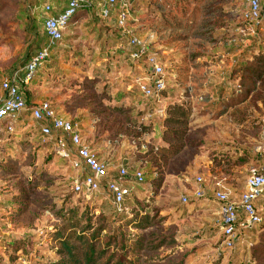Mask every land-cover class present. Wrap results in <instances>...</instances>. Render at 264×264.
Masks as SVG:
<instances>
[{
	"label": "rangeland",
	"instance_id": "1",
	"mask_svg": "<svg viewBox=\"0 0 264 264\" xmlns=\"http://www.w3.org/2000/svg\"><path fill=\"white\" fill-rule=\"evenodd\" d=\"M161 2V0H136L134 4L140 13L134 19L135 22L131 23L130 29L133 35L145 41L151 47V51L162 58L161 61L169 80H167V88L174 90L177 87L172 86L170 82L175 77L171 74L173 68L171 51L160 46V44L166 43L170 32L159 29L156 21L158 20V12L153 11L150 4L157 5ZM24 3L25 0H0V99L4 93L2 90L3 80L10 78L20 69L26 49L34 43L36 38L34 34L30 37L27 36L26 24L18 18V12ZM50 3L58 8L61 5V0ZM230 4L233 7L246 6L245 8H247L248 6L247 0H232ZM98 11L97 7L84 8L73 19L65 32L64 41L59 44L60 51L69 50V55L66 56L67 62L64 61L65 56L62 57L63 54H60V58L55 60L57 63H54L53 68L44 74L40 83L42 84L39 90L42 94L40 100L50 102L60 114L61 106L65 104L63 110L69 112L70 119L85 118L77 117L79 116L77 111L80 110V114L81 110L84 111L86 108L87 112L84 111L83 114L92 116L89 132L97 133L98 136L103 134L108 136L107 133L110 135L111 131L117 130L118 134H122L118 138L127 142L126 146H135L136 148L134 147L133 150H137L139 145L133 144L128 136V133L133 131H130L126 118L138 111L142 112V109H148L149 105H147L148 100L146 98L149 97L136 96L133 101L136 103L126 99L124 104L127 107L122 113H119L112 107L115 104L114 101H109L108 105L102 104L95 94L98 89L99 92L104 89L102 87L104 84L114 81L117 76V85L112 88L113 92L111 90V94L114 96L116 90L119 89L118 83L122 82L123 84L127 78H133L134 69L147 73L148 67L144 64L146 62L144 59L139 65L130 62L131 68L129 70L119 69L116 66H122L121 62L115 59V61L109 62L115 69L111 74L107 72V75L99 76L93 73L95 68L103 71L109 68L105 65L108 64V58L105 57L107 59L105 62L98 59V55L100 57H103L104 53L106 55L101 43L98 42L99 27L103 24ZM44 16L41 14L35 18L42 31H44ZM242 18L239 16L236 18L238 24L248 22ZM247 26H250V23ZM242 32L252 35L254 34V27L252 31H250V27L243 28ZM228 34L232 36L234 32L229 31ZM224 45L225 42L220 41L215 46H208L210 52H215V55L207 60L201 59L204 66L194 71V75L197 77H204V84L202 85L204 87L198 89V95L195 96L196 103L198 102L197 115L191 124L188 145L177 156L170 159L166 165L169 167L166 169L172 176L171 178H174V182L170 179L167 181L169 185H165L163 188H155L151 183V178L146 175V181L142 185L136 184V187L139 188L140 197H138L139 201L135 210L139 209L141 212L139 216L148 215L149 219L144 221L138 218L130 224L125 219L123 222H117L114 219L110 223V228L119 224L138 240L143 239L142 249L139 248L132 253V256L137 261L140 260L141 264H264V218L261 224L252 227L244 225L243 222L240 223L233 246L226 247L225 237L219 228L220 220L216 221L215 213H209L210 219L205 220L203 216L207 213H203L200 200H192L188 204L181 201L183 196H192V187L189 185L197 187L196 179L200 176L205 179L204 184L215 178V191L226 190L234 193V190H241V186L247 178L249 166L240 165L238 170L236 167L232 169L224 167L220 160L221 158L227 159L225 156H221V152L225 147L234 148L238 147L239 144H244L254 152L255 147L258 149L262 142L264 82L258 83V91L252 93L247 102L230 108L225 115L217 113V110L208 112L206 109L209 102L216 100V98L215 100L210 98L213 84L221 79L224 71L232 67L231 56L224 55L223 51L218 52V50L213 49ZM178 46L180 51L186 50L183 48V43L178 44ZM259 46L258 52L260 53L262 50L264 52V38ZM79 49L84 55L77 59L81 64L78 69H75L78 70L75 71V79L68 85H64L61 79L54 75V68L61 70L62 67L67 71L73 70L71 66L74 62V52L79 51ZM92 55L93 59H91ZM128 71L130 72L129 75H127ZM139 75L128 83L130 89ZM196 76L194 77L196 78ZM95 80L98 82L94 83ZM75 81L81 83V87H75ZM182 88L181 90H184V87ZM21 90L24 92L23 88ZM200 96L203 97L202 100H199ZM166 103V99L161 98L153 111L145 116L144 123L148 126V132L145 131L141 137L148 134L147 140L146 138L142 139L146 144H152L153 140L159 137V133L155 135V128L158 132L162 129L160 120H162L165 111L159 110H162L160 105L166 107ZM215 105L220 108L218 102ZM27 117L28 122H36L30 115ZM14 130L16 129L14 128ZM0 142L1 149L3 145L7 144L5 136L0 138ZM14 142L18 146V155L15 156L18 163L12 162L9 158L5 159L6 164L10 166V173L0 172V204L7 198L13 199L15 202L7 210L0 205L1 220L6 222V225L0 226V264L7 261L13 252L12 248H4V241L20 238H26L34 247V251L27 260L29 264H50L58 259V255L54 252L55 245L52 234L61 228L66 229V232H71L70 224L74 220L72 219L74 212L82 214L87 208L91 214L99 215L100 209L93 201L95 195L74 191L73 178L66 167L61 168V164L53 154L54 152L46 154L45 151H38L35 147L36 144L22 148L17 139ZM208 160H212L209 165ZM129 167L132 168L131 165ZM40 168H44L41 176L37 174ZM143 171L147 173L148 167L145 166ZM208 173L211 174L209 177ZM229 174L234 175L235 182L238 184L230 189L218 180L224 181L225 175ZM177 181L179 184H176ZM29 182H36V184L40 182L33 194L29 192ZM257 208L264 216V201L257 202ZM112 210L110 208V211ZM139 224H143V228L137 227L142 226ZM205 226H208L207 231L204 230ZM1 236H4L5 239ZM132 236L130 237L132 238Z\"/></svg>",
	"mask_w": 264,
	"mask_h": 264
},
{
	"label": "trees",
	"instance_id": "2",
	"mask_svg": "<svg viewBox=\"0 0 264 264\" xmlns=\"http://www.w3.org/2000/svg\"><path fill=\"white\" fill-rule=\"evenodd\" d=\"M49 1L53 2L60 0H25V3L20 7L18 12L19 20L26 24L27 36L30 37L32 34L36 35V38L33 41L34 43L26 49L24 53L20 69L15 73L18 76L19 82L24 81L26 77L25 66L27 63L36 54L49 46V38L45 29L42 31L40 25H37V22L35 21V18L44 14V25L45 17L49 14L53 15V5ZM161 1L162 2L157 5L150 4L153 11L158 12V20L156 21L158 22L159 29H161V31L167 30L170 32L166 43L162 45L160 44V46L171 51L170 56L173 64L171 74L175 75V77L174 80H170V82L172 86L177 88L170 90L166 86L159 95L163 99H168L165 108V116L162 118L163 130L161 133V139L163 144H157L156 142L148 144L144 153L139 154L140 158L150 160L153 163V167L156 166L154 171L151 169L149 174H145L150 177L154 176L153 179L151 178V183L155 188L162 186L164 181L163 173L169 160L177 156L184 147L188 145V135L191 118L194 112V104L191 100H186L182 98V96H197V90L204 84L203 76L197 77L196 75L190 74L189 71L190 67L196 70L204 66V64L197 62L198 59L207 60L215 55V52H210L208 46H215L220 41H224V46L215 47L213 49H215V51H223L224 55L232 57V67L226 72V85L220 87L219 90L218 99L220 108H218V113H227L230 107L246 101L252 93L258 91V83L264 82V52L263 50L260 53L258 52V49L260 48L259 44L264 38V0H261L260 3L261 6L258 20L256 22H249L250 26L252 28L254 27V34L249 35L236 32L240 26L245 28L249 27L247 26V24H249L248 22H243L241 24L230 26L235 33L229 37V41L224 40L226 38L224 36L225 34L218 35V30L226 28L231 24L236 17L242 14V11L246 6L233 7L230 4L232 0ZM46 5H49L52 8L49 12L45 9ZM232 9H237V11H232ZM139 11L140 10L136 8V5L133 2V5L129 10V26L131 23L135 22L134 19L139 15ZM118 17V5H114L110 8L107 17L101 16L103 24L99 27L100 37L98 38V42L101 43L102 49L106 52V55L105 53L103 54V57L98 55V59L105 62L107 61L106 58H108V64L105 65L109 68L104 71L98 68L93 69V73L96 75H107V72L111 74L114 66L109 64V62L115 61V59H118L122 65L116 66V68H124V70H129V68H131L130 62L137 65V63L144 60L132 59L131 54L133 50H135V47L132 46L130 42L131 35L123 33L119 27ZM103 33H105V36H103ZM64 38L65 37L49 47V58L45 61L44 66L34 75L31 80L32 82L36 83L41 80L44 74H47V72L57 63L55 60L60 58V54H63L62 57L65 56L64 61L67 62L66 56L69 53V50L60 51L59 48V44L64 41ZM180 43H183V48H186V50L182 49V51H180L178 49V44ZM150 52L151 51L148 50L147 54ZM82 55L84 54L80 49L79 51L74 52V62L71 66L73 70L67 71L62 67L61 70L54 68V75L61 79V82L64 85H68V83H71V81L75 79V71H78L75 69H78L81 64L77 59ZM93 58L92 55L91 59ZM160 59L162 58L160 57ZM134 70L133 78H127V81H125L126 84L140 74L139 70ZM194 76H196V78ZM116 80H118L117 76L114 81L104 84L102 86L104 88H102L103 90L99 92L98 89L95 96L102 104L108 103L109 101H115L116 103L112 106L114 107L113 109L122 113L127 106L121 105V100L126 97L135 99L136 96L140 97L143 93L139 86L134 83L132 88L127 91L123 87L122 89H120L121 87H118V92L116 91L115 95L112 96V84L116 83ZM97 82V80L94 81V83ZM78 83L79 82L75 81L74 86L81 87V83ZM192 83H194V85H192ZM182 87H184V90H181L183 89ZM227 92H229V97L225 99L223 95ZM23 93L24 95L28 94L26 90H24ZM157 97L158 96L146 98L148 100L147 105H149V108L142 109V112L138 111L136 114L126 118L130 131H133L129 132L128 136L131 141H135L136 145H139L137 149H140L142 143H144L142 140L144 137L141 136L145 131L148 132V126L144 123V119L145 116L150 114L153 111V108H155L156 103L158 102ZM139 101L141 100L139 99ZM11 121H9V119L7 121H0V138L5 136L7 143L0 149V160H2L0 162V172L10 173V166L6 164L7 162L5 159L10 158L12 162L18 163L17 158L10 152L13 150L17 151L18 149V146L14 142L15 139L18 140L20 147L25 148L26 146H30L33 141L41 142L45 138L42 133L33 137V135H30L33 134V131L30 133H27L28 130L24 132L21 131L22 127L20 125V119ZM35 121L34 127L30 128L32 130H37L38 128H41V126L50 123L46 119ZM139 127L140 129H137ZM14 128L16 130H14ZM54 133L56 134V132ZM256 155L257 157L255 159L259 160L257 152ZM127 167L129 169V175L123 179H133L137 185H142L143 183L137 182L134 176H132V173L137 169L130 168L129 166ZM42 173L43 168H40V171L37 172V174L41 176ZM111 179L112 177L109 178V180ZM29 183V192L30 194H33L35 188L40 185V182H37V184L36 182ZM29 192L27 191L28 194ZM138 193V187L133 188V190L131 188V192L125 201V206L129 207L128 211L119 212L114 204L103 203L98 207L100 209L99 215L91 214L88 212L87 208L82 214L74 212V217L72 218L74 220L70 224L71 232H66V229L61 228V230L57 229L52 234L55 245L54 252L58 255V259L52 261L50 264H141L140 260L137 261L132 256V253L139 248L142 249L144 243L143 239L138 240L137 237L135 238L132 234L126 232L124 227L119 224L111 226L110 228V223L114 219H116L117 222H123L125 219L129 224L138 218H141L144 221L149 219L148 215L144 217L139 216L141 215L139 209L135 210L139 201L138 197H140ZM13 204H15L14 200L7 198L0 205L7 210L9 209V206ZM110 208L113 210L110 211ZM1 219L2 218L0 217V226L6 225V222ZM94 219L96 220L95 222ZM82 222L84 223L82 224ZM139 225L142 226L137 227L143 228V224ZM130 236H132V238ZM1 238L5 239L4 236H1ZM130 240L132 241L131 243ZM3 244L4 248L13 249V252L11 253L12 255L7 261L3 262V264H29L27 260L34 251V247H32L31 243L26 240V238L14 240L6 239V242L4 241Z\"/></svg>",
	"mask_w": 264,
	"mask_h": 264
},
{
	"label": "built area",
	"instance_id": "3",
	"mask_svg": "<svg viewBox=\"0 0 264 264\" xmlns=\"http://www.w3.org/2000/svg\"><path fill=\"white\" fill-rule=\"evenodd\" d=\"M136 0H68L67 8L58 15H47L44 20V29L49 38V46L36 54L25 66L26 77L24 82H31L34 75L44 66L49 58V47L61 40L66 30L70 27L73 19L84 8L97 7L100 16L107 17L110 8L119 6L118 25L125 34L131 35V44L135 47L131 57L133 60L145 59L148 67L147 73H142L136 78L135 83L139 86L144 97L158 96L167 86V74L163 63L157 53L151 51V47L141 38L133 35L128 24L129 10ZM261 0H247V8L243 11V20L256 22L260 14ZM47 12L52 8L45 6ZM151 52L147 54V51ZM147 54V55H146ZM212 72V71H211ZM17 74L6 78L2 82L4 97L0 102V121L6 118H13L20 112L29 111L35 120L46 119L50 123L42 126V134L47 137H54L59 151L63 156L69 157L66 150L68 140L76 147L78 158L71 159L72 166L80 174L74 179V191L76 193H87L90 195L102 192L103 178H108L105 191L111 197L113 204L119 212L125 211V201L131 192V188L122 184L117 179L109 180V169L105 162L99 159L98 155L90 148L82 135V130L78 122L61 116L48 101H41L35 105H29L18 82ZM203 97L200 96L199 100ZM56 132V134L54 133ZM261 145L256 150L259 160L249 168L246 178L245 189L238 201L232 199L229 191L216 190L214 199L218 203V215L220 228L225 237L226 247L234 244L235 236L239 232L240 223L252 227L263 222V214L257 208V201L264 196V121L261 131ZM129 175L127 166L119 169V177L125 178ZM139 183L146 181L143 170H135L132 173ZM197 188L192 196H183L181 201L185 204L192 199H202L205 197V179L203 176L197 179ZM244 213L241 219L239 211Z\"/></svg>",
	"mask_w": 264,
	"mask_h": 264
},
{
	"label": "crops",
	"instance_id": "4",
	"mask_svg": "<svg viewBox=\"0 0 264 264\" xmlns=\"http://www.w3.org/2000/svg\"><path fill=\"white\" fill-rule=\"evenodd\" d=\"M67 6H68V0H62L60 7L55 8L53 6V9H54L53 10V15H58L59 13L63 12L67 8ZM232 11H237V9L236 10L232 9ZM243 11H242V13H243ZM241 15L239 17H242ZM236 18H238V17H236ZM236 24H238L237 19H235L226 28L219 29L218 30V35L225 34L224 36L226 38L224 40L229 41L230 40L229 39L230 36L228 34L229 31L235 33V31L230 26H234ZM242 27L243 26H240L236 30V32L241 33V34H245L246 32L245 33L242 32V29L245 28V27H243V28ZM249 27H250V31H252V27L251 26H249ZM218 52H219V50H218ZM204 60H206V59H204ZM201 61H202L201 59L197 60V62L203 63ZM140 62H142V61H140ZM137 64L139 65V63H137ZM144 64L146 65L147 63L144 62ZM200 68H202V67H200ZM196 70H198V69H196ZM196 70H194L192 67H190V71L189 72H190V74L194 75V71H196ZM139 72H140V75L143 73V71H139ZM226 72H227V70L224 71V74L221 77V79L216 81L215 84H213V86H212V95L210 96V98L211 99L214 98V100L216 98V100L215 101H213V100L211 101L210 100L211 102H209V104H207L208 106H207L206 109H207L208 112H214L215 110H217V113H218V107L215 105V103L216 102L219 103V99H218L219 95L218 94H219L220 87L226 85V74H227ZM129 73L130 72L128 71L127 75H129ZM41 82H42V79L37 81L36 83L31 81L28 84H26L24 81H22V82L18 81L17 82V84L20 86V88H23L24 90H26L28 92V94L25 95V97H26V100H28L27 103H29V105H35V104L41 102L40 99L42 97V94H40V92H39V90L42 87V84H40ZM117 82H118V80H116V83ZM116 83L112 84L113 87H114V85H117ZM236 83H237V79H236ZM118 87H121L120 89H122V87H123V88H125L126 91L130 90L129 85L126 84V83L122 84V82H120V84L118 83ZM202 87H204V86L201 85L199 87V89L202 88ZM118 90H116V91H118ZM226 95H229V93L227 92L223 96L225 97ZM3 97H4V93H3ZM3 97L0 99V102L3 99ZM228 97L229 96H226L225 99H227ZM250 97H251V95H250ZM182 98H184L186 100H191L193 102V104H194V112H193V115H192V118H191V123H190V128H191V124L194 122L195 116L197 115L198 102L196 103V100H195L196 97H190L189 95L182 96ZM249 98L246 101L242 102V103L247 102L249 100ZM126 99H129V101L132 102V103H136V102H133L134 98L126 97V98H124L123 100L120 101V104L123 105V106H126V104H124ZM166 101H168V99H166ZM114 103H116V102L114 101ZM242 103H239V104L234 105V106H238V105H240ZM104 104L108 105L107 103H104ZM63 106H65V104L61 106V114L59 112L58 113L61 116L65 117L67 119H70L71 117H69V112L63 110L64 109ZM234 106H232V107H234ZM160 107H161L162 110H159V111H165V108H166L165 105L164 106L160 105ZM232 107H230V108H232ZM210 108H212V109H210ZM79 111H77V115H79L77 117H85V118H82V119H79V120L74 118V119H70V120H73V121H76V122L79 123V125L81 127V130H82V135H83L84 139L86 140L87 144L98 155L99 159H101L103 162H105L107 164V166L109 168V178L112 177V179H117L122 184L129 186L133 190V188H135L137 186L136 182L133 179H123V178L119 177L118 176V170L120 169V167L131 165L132 168H136L138 170L139 169L143 170V168H145V166H146V167H148L149 171L147 173L144 172L145 174H149L151 172V169L153 171H154V169H156V166L153 167V163L150 160L142 159V158L139 157V154L140 153H144V151L146 150V147L148 145V144L145 143V141H144V143H142L141 148L139 150L135 149L136 150L135 151V150H133L135 146H130V145L126 146L127 142H124V140L122 138H120V139L118 138L120 134H118L117 130L113 131V132L111 131L110 135H109V133H107L108 136H105L104 134L98 136L97 133L89 132L91 130L90 122L92 120V116H89L88 114H83L84 111L87 112L86 108L84 109V111L81 110L80 114H79ZM225 114L226 113H224V115ZM28 115H30L32 117V115H31V113L29 111H24V112H20L17 116H15L13 118H6L4 120L7 121L9 119V121H11V120L20 119V125L22 127L21 131L24 132V131L28 130L27 133H30L31 131H33V134H30V135H33V137L35 135H40V133H42V126H41V128H38L37 130L30 129L31 127H34V123L35 122H32V123L28 122V117H27ZM163 116H165V114ZM160 121H161L162 129L159 130V132H158L156 130V128H155V135H158L157 133H159V137L156 140H153L152 143L156 142L157 144H163L162 143V139H161V133H162V130H163V122H162V120H160ZM88 128H89V130H88ZM146 135L147 136H145L144 139L146 138V140H147L149 136H148V134H146ZM34 144H36L35 147H36V149H38V151L39 150L42 151V152L45 151L46 154L54 152L53 154L57 158V161L61 164V168L62 167L65 168L66 167V169L69 171L70 176L73 178V180L80 174V172L77 169H75L72 166V163H71V159L78 158V154H77L76 147L69 140H68V143H67L68 145H67V148H66V150H67V152L69 154V157L63 156L62 153L59 151V148H58V146L56 144V140H55L54 137L45 136V138L41 142L33 141V143L31 145L33 146ZM133 144H136L135 141H133ZM256 150H257V148L255 147V151L253 152L251 150V148H248L244 144L243 145L239 144L238 147H234V148L233 147H225V149L221 152V156H225V158L227 160H224V159L221 158L220 163L223 164L224 167L226 166V167H229L231 169L236 167L237 170H238V167L240 165L241 166H249V168H250L252 165H254V164H256L258 162V160L255 159L257 157ZM10 152L14 156L18 155L17 151H10ZM229 157H231V158H229ZM253 160H254V162H252ZM231 161H233V162H231ZM207 163L209 165L210 163H212V160H208ZM149 167H150V169H149ZM166 168L168 169L169 167H166ZM167 169H165V171L163 173L164 174V181H163V184L161 186L162 188L165 185H169V183L167 181L172 179L171 178L172 176L169 175V172H168ZM231 171H233V170H231ZM210 175L211 174L208 173V177ZM153 177H150V178L153 179ZM234 178H235L234 175L231 176V174H229V175H225L224 181H222L220 179H218V180L220 182H222L224 186H226L227 188L230 189V188H233V186H237L238 185L235 182ZM107 179L108 178H103L101 180L102 187H103L102 192H100L98 194H94L95 197H93V201L95 202L96 206L100 207L103 203H105V204H113L111 197L105 191V187H106V184H107ZM173 179H172V181H173ZM206 180H207V178H206ZM215 181H216V179L212 178L208 183L207 182L205 183L206 194H205L204 198H202V199H192V200H200L201 201L200 207L203 208L202 209L203 213H207V214H205V216H203V218L205 220L206 219H210V217H209L210 214L209 213H212V214L215 213V215L217 216L216 217V221H219L218 203L214 199V192H215L214 186H216L215 185V183H216ZM176 184H179V182L177 181ZM245 184H246V178H245V180L243 182V185L241 186V190H234V193L230 190L231 193H232V194L230 193L232 199H234L236 201H238L240 199V195L242 194V192L245 189ZM189 186L192 187V191H191V194H192L196 190L197 187L193 186V185H189ZM262 201H264V196H261L258 199L257 202L259 203V202H262ZM128 210H129V207L125 206V211H128ZM210 211H212V212H210ZM239 213H240L241 219H243L244 218V213H242L241 210L239 211ZM212 214H211V216H213ZM208 226H205L204 230H206V228Z\"/></svg>",
	"mask_w": 264,
	"mask_h": 264
}]
</instances>
